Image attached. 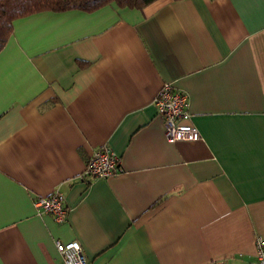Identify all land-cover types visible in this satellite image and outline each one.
I'll list each match as a JSON object with an SVG mask.
<instances>
[{
    "label": "crops",
    "instance_id": "0c3cea01",
    "mask_svg": "<svg viewBox=\"0 0 264 264\" xmlns=\"http://www.w3.org/2000/svg\"><path fill=\"white\" fill-rule=\"evenodd\" d=\"M79 62L84 64L80 65ZM188 96L194 141L154 98ZM107 146L122 170L83 171ZM64 196V221L37 196ZM264 240V0L110 2L12 21L0 49V264H257Z\"/></svg>",
    "mask_w": 264,
    "mask_h": 264
},
{
    "label": "built area",
    "instance_id": "2783aa9c",
    "mask_svg": "<svg viewBox=\"0 0 264 264\" xmlns=\"http://www.w3.org/2000/svg\"><path fill=\"white\" fill-rule=\"evenodd\" d=\"M154 104L158 116L163 121V132L167 141H194L200 136L197 128L189 122L188 96L185 92L175 88L171 83H163L158 90ZM122 170L121 157L107 146H100L87 159L84 175L90 179H105ZM38 214H49L57 221L66 219L68 210L64 206V196L54 190L46 196H37L33 202ZM62 264H85L86 258L80 244L73 240L69 242L56 241ZM257 264H264V240L257 237L255 241Z\"/></svg>",
    "mask_w": 264,
    "mask_h": 264
},
{
    "label": "trees",
    "instance_id": "16d2710c",
    "mask_svg": "<svg viewBox=\"0 0 264 264\" xmlns=\"http://www.w3.org/2000/svg\"><path fill=\"white\" fill-rule=\"evenodd\" d=\"M153 1L155 0H0V49L11 34L12 21L20 17L41 11L78 9L90 12L110 2H115L120 7L142 9Z\"/></svg>",
    "mask_w": 264,
    "mask_h": 264
}]
</instances>
